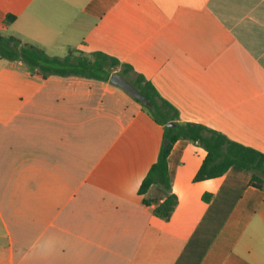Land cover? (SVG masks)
Returning a JSON list of instances; mask_svg holds the SVG:
<instances>
[{
	"label": "crops",
	"instance_id": "crops-1",
	"mask_svg": "<svg viewBox=\"0 0 264 264\" xmlns=\"http://www.w3.org/2000/svg\"><path fill=\"white\" fill-rule=\"evenodd\" d=\"M0 33L113 55L182 121L264 152V0H0ZM163 132L110 81L0 57V264H264V189L236 167L195 181L189 139L168 156L172 214L146 208L170 194L139 192Z\"/></svg>",
	"mask_w": 264,
	"mask_h": 264
},
{
	"label": "trees",
	"instance_id": "trees-1",
	"mask_svg": "<svg viewBox=\"0 0 264 264\" xmlns=\"http://www.w3.org/2000/svg\"><path fill=\"white\" fill-rule=\"evenodd\" d=\"M16 15L8 13L6 24L12 23ZM0 57L7 60L20 59L33 68V75L44 80L52 74L79 75L109 81L113 72L126 76L150 101L151 105L140 102L152 118L164 127L162 144L157 160L152 164L142 179L140 193H145L152 184H158L170 192L161 202L144 198L143 204L161 218L168 219L177 202V195L172 192L168 170V156L173 144L178 139H189L202 146L205 154L195 172L194 180H204L223 175L231 167L248 170L252 173L250 183L264 189V152L241 142L230 139L225 134L196 121H182L177 108L161 96L151 80L143 74L131 77L132 66L122 64L108 53L94 51L87 53L78 48H69L63 56H52L42 48L22 42L11 34L0 33ZM118 68H120L118 70ZM174 125H167L168 122Z\"/></svg>",
	"mask_w": 264,
	"mask_h": 264
},
{
	"label": "water",
	"instance_id": "water-1",
	"mask_svg": "<svg viewBox=\"0 0 264 264\" xmlns=\"http://www.w3.org/2000/svg\"><path fill=\"white\" fill-rule=\"evenodd\" d=\"M109 81L120 88L124 89L133 97L137 98L140 102L146 105H151V101L123 74L119 72H113L110 75ZM167 125H174V122L170 121ZM167 140L164 139V144Z\"/></svg>",
	"mask_w": 264,
	"mask_h": 264
}]
</instances>
